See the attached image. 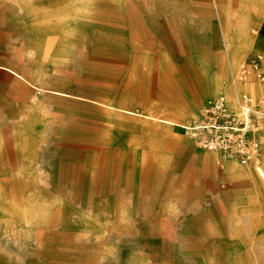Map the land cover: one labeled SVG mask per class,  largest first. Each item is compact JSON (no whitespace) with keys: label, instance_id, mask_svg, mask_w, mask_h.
I'll return each mask as SVG.
<instances>
[{"label":"rangeland","instance_id":"374dc122","mask_svg":"<svg viewBox=\"0 0 264 264\" xmlns=\"http://www.w3.org/2000/svg\"><path fill=\"white\" fill-rule=\"evenodd\" d=\"M256 50L264 0H0V264H264V177L161 120Z\"/></svg>","mask_w":264,"mask_h":264},{"label":"built area","instance_id":"2783aa9c","mask_svg":"<svg viewBox=\"0 0 264 264\" xmlns=\"http://www.w3.org/2000/svg\"><path fill=\"white\" fill-rule=\"evenodd\" d=\"M255 80L264 84L261 51L250 53L231 76L230 83L236 88V105L227 93L221 92L207 101L200 120L185 125L201 148L218 151L223 158H235L244 165L260 164L264 94L259 103L254 100L248 86Z\"/></svg>","mask_w":264,"mask_h":264},{"label":"bare ground","instance_id":"6f19581e","mask_svg":"<svg viewBox=\"0 0 264 264\" xmlns=\"http://www.w3.org/2000/svg\"><path fill=\"white\" fill-rule=\"evenodd\" d=\"M254 9H255V5L252 4L251 5V8L247 9V11H245V12H241L240 13V17H239V27H240V32L241 33L239 34L238 42L234 45L235 47L233 46L234 48L229 46L230 45L229 42H226L227 45H228L230 54H235L236 55L239 47L242 44H245V43H248V42L251 41V39L247 36V34H245L246 33V29H245L244 23L246 22L247 18L250 17V15H252V12L254 11ZM225 41H226V38H225ZM10 73H13V72H10ZM16 74H18V73H16ZM218 85H219V75L218 74L211 75L210 76L209 86H208L206 92L212 91ZM193 109H194V107L188 109V112L189 113L190 112H193L194 111ZM161 120L164 121V122H166V123L176 124V125H180L182 127H185V125H187L185 123H181L178 120H173L171 118H166V117L165 118L164 117L161 118ZM228 160H231L232 163H229V166L227 167V169H228L227 171L229 173H231V175L235 179L237 185L242 186L243 184H247L248 183L247 186H249V187L252 188L253 187L252 185H254V183L255 184H261L262 183L261 182V179L264 177V169L261 166L256 165V167H257L256 170H255L256 173H257V175H256L257 177H256L254 175V173H253L252 170H245V169H243L241 167L239 168L236 165V163H235V161H237V159L231 158V159H228ZM255 177L258 178V180H257L258 182H256ZM251 179H253L254 182H251Z\"/></svg>","mask_w":264,"mask_h":264},{"label":"crops","instance_id":"0c3cea01","mask_svg":"<svg viewBox=\"0 0 264 264\" xmlns=\"http://www.w3.org/2000/svg\"><path fill=\"white\" fill-rule=\"evenodd\" d=\"M256 51H260V50H256ZM252 52H253V51H252ZM252 52H251V53H252ZM234 72H235V71H234ZM234 72H233V73H234ZM233 73H232V74H233ZM229 81H230V80H229ZM225 82H226V81H225ZM230 84H231V83H230ZM223 87H224V88H223ZM223 87H222V89H220V91H219L218 93H216L215 95H213V97L216 96V95H218V94L221 93V92H225V93H227L228 88H229V90H231V87H233V85L231 84V85H229V87H228V84H227L226 87H225V86H223ZM233 88H234V87H233ZM227 94H228V93H227ZM209 98H212V97H209Z\"/></svg>","mask_w":264,"mask_h":264}]
</instances>
